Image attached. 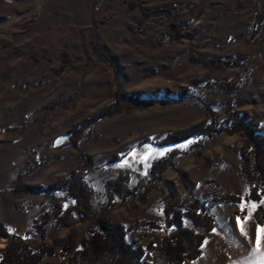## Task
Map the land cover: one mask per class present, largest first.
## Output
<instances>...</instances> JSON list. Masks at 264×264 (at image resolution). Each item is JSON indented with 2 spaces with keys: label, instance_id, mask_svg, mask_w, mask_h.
<instances>
[{
  "label": "rangeland",
  "instance_id": "1",
  "mask_svg": "<svg viewBox=\"0 0 264 264\" xmlns=\"http://www.w3.org/2000/svg\"><path fill=\"white\" fill-rule=\"evenodd\" d=\"M118 99L117 112L95 120ZM235 112L264 130V0H0V222L32 249L71 236L78 251L104 214L128 229L127 242L146 250L151 263L149 247L160 249L178 232L165 222V196L183 201L187 184L210 203L215 228L184 219L205 242L200 257L183 264H264V233L256 250L264 195L250 198L244 135L165 146L208 118L232 127ZM65 134L67 142L55 147ZM171 152L174 167L155 181L152 164ZM113 160L116 167L105 169ZM82 165L98 215L82 220L75 212L68 226L53 220L45 239L31 238L34 224L61 201L34 189L73 179ZM121 177L140 190L110 195ZM222 196L242 202H214ZM111 197L115 207L107 211ZM9 243L0 237V264ZM62 247L44 262L72 258Z\"/></svg>",
  "mask_w": 264,
  "mask_h": 264
},
{
  "label": "trees",
  "instance_id": "2",
  "mask_svg": "<svg viewBox=\"0 0 264 264\" xmlns=\"http://www.w3.org/2000/svg\"><path fill=\"white\" fill-rule=\"evenodd\" d=\"M228 65V63H225L224 67ZM134 101L135 96L127 99L128 103ZM118 104L119 99L115 105H110L102 114L96 116L95 120L117 112ZM249 119V115H240L235 112L232 114V118L228 120L232 123V127H229L228 123L217 125L216 119L208 118L193 128L172 137L165 143V146H175L195 138L197 139V146L200 147L205 138L212 137L215 134L241 132L246 139V148L242 152V158L245 164L244 171L252 186L250 198L260 201L262 195H264V130L258 131L251 128L247 123ZM92 123L94 121L89 120L84 125ZM75 133L76 131H71L69 134L74 136ZM116 162L115 160L110 161L104 168H115ZM168 167H174V152L152 164L151 172L155 177V181L161 179L162 173ZM87 169L88 165H82L80 170L73 175V179L59 181L44 189H34L36 192L52 194L61 201L60 205L55 208L53 215L46 213L34 224L32 234H30L31 238L42 237V239H45L53 220H57L62 226H68V220L72 218L75 212L82 217V220H86L89 213L93 216L98 215L93 213L95 194L84 181ZM185 187L189 192V196L177 204L172 203L174 198L172 192H168L165 196V222L171 228H177L178 232L173 237H166L160 249L153 246L149 247L148 250L153 255L151 263L144 260L146 250L127 242L129 231L126 227L113 223L107 215L99 214L96 219L97 228L91 230L89 238L82 240V249L78 251H76L75 241L71 236L65 243L57 241L53 245L42 243L36 249H32L25 240L10 233L7 226L0 222V237L7 238L10 241L2 255V264H47L43 260L44 256L53 255L58 244L63 246L61 253L64 256L69 253L73 255L72 258L62 264H183L185 261H194L202 253L201 248L205 242V237L196 234L193 230L185 229L183 226L184 219L191 220L195 227L203 228L208 232L214 230L215 221L208 214L206 204L209 202L207 199L203 202L198 200L187 184H185ZM260 189H262L261 193H259ZM139 190L140 186L129 190L128 177H121L118 183L113 186L110 195L113 194L123 199L130 195L133 196ZM29 191L32 190L29 189ZM214 202L240 204L242 201L236 197L222 196ZM108 205L107 211L115 207L113 197L109 199ZM259 211L257 220L260 225H264V213L261 209Z\"/></svg>",
  "mask_w": 264,
  "mask_h": 264
},
{
  "label": "snow or ice",
  "instance_id": "3",
  "mask_svg": "<svg viewBox=\"0 0 264 264\" xmlns=\"http://www.w3.org/2000/svg\"><path fill=\"white\" fill-rule=\"evenodd\" d=\"M243 207L244 206L241 205L242 210H243ZM253 207H255V205H253ZM245 219H247V217ZM237 223H238V225L241 224V221H240V218L239 217L237 218ZM241 231H243V227L242 226H241ZM261 233H264V228L258 227V229H257V235H256V245H257L256 250L257 251H259V246H260V243H261Z\"/></svg>",
  "mask_w": 264,
  "mask_h": 264
},
{
  "label": "water",
  "instance_id": "4",
  "mask_svg": "<svg viewBox=\"0 0 264 264\" xmlns=\"http://www.w3.org/2000/svg\"><path fill=\"white\" fill-rule=\"evenodd\" d=\"M69 137H70L69 134H65V135H63V136L58 137V138L55 140V143H54L55 147H60V146H62L63 144H65V143L67 142V140H68Z\"/></svg>",
  "mask_w": 264,
  "mask_h": 264
},
{
  "label": "bare ground",
  "instance_id": "5",
  "mask_svg": "<svg viewBox=\"0 0 264 264\" xmlns=\"http://www.w3.org/2000/svg\"><path fill=\"white\" fill-rule=\"evenodd\" d=\"M254 258V257H253Z\"/></svg>",
  "mask_w": 264,
  "mask_h": 264
}]
</instances>
